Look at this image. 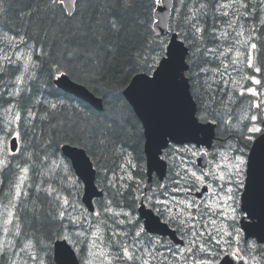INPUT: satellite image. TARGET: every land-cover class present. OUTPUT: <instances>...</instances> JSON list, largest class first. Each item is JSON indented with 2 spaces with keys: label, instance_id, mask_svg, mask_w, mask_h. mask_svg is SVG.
<instances>
[{
  "label": "trees",
  "instance_id": "obj_1",
  "mask_svg": "<svg viewBox=\"0 0 264 264\" xmlns=\"http://www.w3.org/2000/svg\"><path fill=\"white\" fill-rule=\"evenodd\" d=\"M230 1L173 0L168 25L191 45L186 74L197 116L217 123L218 139L212 146H241L246 154L256 136L250 127L259 124L261 116L264 118V9L257 3L240 11L236 21L252 35L255 48L252 66L246 63L245 55L236 64L223 54L230 53L225 49L232 47L225 30L236 32L227 17L233 16L222 7ZM60 4L58 0H0V137L8 133L4 130L5 118L9 106H13L9 113L14 112L16 119L9 116L10 123H18L21 139V150L9 155L0 167V190L8 191L17 169L26 168L27 194L18 203L13 222L19 224L17 240L27 241L33 252L43 254L44 264H53L50 250L55 238L69 234V228L76 225L65 208L62 216L57 215V202L46 192L51 184L58 193H67L66 179L57 165L61 143L83 148L94 164L96 184L104 191L103 197L112 193L114 198L116 190L118 195L122 188L119 202L125 200L122 208L132 210L137 182L144 178L143 135L122 91L132 75L150 73L155 68L167 43V38L155 35L152 28L157 0H75L71 15ZM24 47L31 51L26 70L16 56ZM223 64L228 70L242 69L238 81L221 75ZM62 72L101 98L103 109L96 110L56 87L53 78ZM251 87L257 94L249 92ZM125 167L134 168L133 177L126 179L127 175L121 173L122 184H117L113 193L108 177L119 175ZM174 171L171 165L170 187L177 179ZM194 183L184 180L191 190L197 187ZM78 188L72 190L76 208L80 205ZM0 200H4L1 195ZM97 201L103 213L106 204ZM83 211L80 206L78 213ZM2 224L0 217V228ZM80 226L86 233L74 234L73 241L83 255L82 240L88 236L89 225ZM1 247L0 264L12 263V253Z\"/></svg>",
  "mask_w": 264,
  "mask_h": 264
},
{
  "label": "rangeland",
  "instance_id": "obj_2",
  "mask_svg": "<svg viewBox=\"0 0 264 264\" xmlns=\"http://www.w3.org/2000/svg\"><path fill=\"white\" fill-rule=\"evenodd\" d=\"M257 3H261L262 8L264 9V0H232L230 2L222 4V7L225 8V12L228 11L233 17L229 14L227 15L229 23L232 24L235 33L231 34L229 31L225 30L226 37L230 41V45L232 47L226 48L223 54H226L228 57L233 59L236 64H238V59L242 58L243 55L246 56V63L250 66L253 65L254 56V48L255 43L252 41V35L246 34L247 29L242 26V23H237L236 20L239 18V13L249 4V6H254ZM178 10V9H177ZM224 12V13H225ZM13 44L16 43V40H12ZM249 44V45H248ZM195 49H197L196 46ZM198 50V49H197ZM31 51L29 48L24 47L18 50L16 56L21 59L23 62V69L26 70L30 67V55ZM193 55V54H192ZM192 60V59H191ZM223 70L224 74L222 76L227 75L232 82L238 81L242 69L240 72H237L236 69L228 70L227 66L223 64L220 68ZM218 75L217 72H213ZM219 76V75H218ZM255 80V79H254ZM21 79H19V83H21ZM249 92L257 94V91L251 87ZM9 111L13 106H9ZM8 111V115L5 118V129L8 132L9 129L12 128L10 123L9 116L15 118L14 112ZM16 119V118H15ZM261 119H264L262 116L259 119V124H253L250 129L257 133L261 130ZM14 134L12 132L9 136ZM8 137L4 133L0 137V162L4 158V153L8 149ZM175 152L178 154L177 159L178 163L181 164L180 178L185 180H193L197 184L196 190H200L203 185H207L208 191L202 195L201 198H195L188 194V190L183 184L184 182H180L175 184L174 187H170V182L166 181L165 183L159 185L154 190V202L156 203L155 207L158 209L159 214L164 217L166 220L175 221L182 223L181 228L187 227V225L191 227H198L199 230H195L199 237L203 234L205 229L209 231L213 230V232H228L232 229H235L238 226V218L242 215L240 210V195L243 187V182L245 179V170L246 168V154L242 153L243 148L240 146H235L231 148L227 144L224 146H213L207 151L208 155V168L206 170H201L195 165V160L203 148H196L193 145H184L182 148L175 147ZM7 153V154H8ZM5 158L7 155L5 154ZM169 158V157H168ZM170 159V158H169ZM59 167L62 168L63 172L66 173V167L61 165V160H59ZM133 167H126L124 172H121L127 175L126 179L133 177ZM109 175L108 184L113 185V188L117 189V184L121 185L123 181V175ZM26 177V168L22 170L21 176L17 178V183L14 187V197L11 200L12 196L10 195L11 203L7 205L0 204V217H3V224L0 234V244L1 249L7 251L9 249L10 253H12V263L10 264H44L45 257L43 254H36L33 252L30 243L26 241L22 242L17 240V235L19 231L18 223L13 222L14 220V210L15 203L17 201V196L21 192L24 184V178ZM117 177V178H116ZM114 179L112 183L111 180ZM116 179V180H115ZM125 179V178H124ZM67 190L66 194L62 196L54 190L53 185L48 186V190H46L49 194L54 196V199L61 197L62 204L66 211H68V218L72 217L73 223L75 222V231H71L69 228V235L74 239L73 235L81 232V234H85L80 230L81 223H85L89 225V233H87L86 237L82 240L83 242V260L84 264H129L131 260V256L128 253V258L125 260L124 255L122 256V244H120L119 251H112L109 247V244L106 243L104 239V230L101 224L99 223L98 218H100L101 214L98 212V215L94 218L89 217L83 211L79 212V208L75 207L76 201L75 194L72 197V190L77 188L76 182L72 177L67 176ZM194 183V184H195ZM169 185L167 188L168 193H166L162 198H158V193ZM7 196V194H4ZM106 205H109V201L105 202ZM63 208V209H64ZM109 211L114 215L115 221H119L124 223L126 220L130 222H134L136 220V214L134 210L124 209L122 207H114L109 205ZM107 225H111L109 222ZM118 232L120 230L118 229ZM137 233V231H136ZM116 241V237L113 238ZM195 241V240H194ZM196 242V241H195ZM19 244V245H17ZM224 249H226L229 245V253H233L232 246L227 243H223ZM191 246V245H190ZM193 247V246H192ZM256 248L255 258L260 256L261 250ZM152 254V249L147 248ZM125 260V261H124ZM259 264V261L257 260ZM146 264H149L146 262Z\"/></svg>",
  "mask_w": 264,
  "mask_h": 264
},
{
  "label": "water",
  "instance_id": "obj_3",
  "mask_svg": "<svg viewBox=\"0 0 264 264\" xmlns=\"http://www.w3.org/2000/svg\"><path fill=\"white\" fill-rule=\"evenodd\" d=\"M68 14L73 11L74 0H61ZM159 4L153 12L154 32L159 36L169 34L167 24L170 17L172 0H159ZM165 55L158 61V65L152 74L138 73L132 75L129 83L123 89L126 101L131 105L133 113L144 126V152L146 154L148 178L145 190L151 188L153 178L151 174L155 170L158 179L165 175L166 164L160 161L158 154L164 147L167 137L177 142H192L197 147L210 148L215 139V123L210 121L200 122L195 116L196 104L191 98L188 79L184 71L188 68L185 57L187 47L180 41L175 32L169 36L165 48ZM57 87L88 102L94 108L101 110V99L96 98L86 88L69 79L67 75L60 74L54 78ZM16 139L12 138L11 150H15ZM246 156V176L243 190L240 195V209L245 213L240 218V227L246 238H255L256 243L264 244V122L262 130L250 144ZM71 160V165L84 185L82 200L84 205L93 211L92 198L100 196L101 191L96 188L94 179L95 171L89 164V159L83 149L63 145L60 151ZM204 151L195 158L196 164L206 169L208 160ZM207 191L203 186L200 191L193 193L200 198ZM144 220L147 231L167 235L175 242H181L175 231L166 224L159 223L158 218L143 205L138 210ZM246 218V219H245ZM54 264H79L74 252L65 240L55 241L53 246ZM219 264H234L229 255H224Z\"/></svg>",
  "mask_w": 264,
  "mask_h": 264
},
{
  "label": "flooded vegetation",
  "instance_id": "obj_4",
  "mask_svg": "<svg viewBox=\"0 0 264 264\" xmlns=\"http://www.w3.org/2000/svg\"><path fill=\"white\" fill-rule=\"evenodd\" d=\"M155 189L156 186H153L152 190L147 194V198H145L147 207L152 208V204L155 205L152 198ZM187 189L190 190L191 186L187 187ZM166 193H168V190L165 191L163 196ZM163 220L172 229L176 230V234L181 239L182 244H175L167 236L162 237L145 233L144 236L148 238V246L152 249V254L149 251L143 253L137 259V264H146V262L149 264H219L221 256L229 253L226 251L229 250V245L224 249L223 243L230 244L233 247V253L229 254L233 257L235 264H258L255 258L256 248L254 241L244 237L239 224L235 229L224 232V235L220 232L202 228L205 231L201 232L203 234L199 237V234L195 231L199 230L198 227L187 225V227L181 228L182 223L169 221L164 217ZM141 222L142 220L138 218L134 222L126 220L122 227L123 235L128 236L136 247L140 246L138 241L143 236ZM135 233L136 235H134ZM138 233H140V236L137 235ZM259 264L261 263L259 262Z\"/></svg>",
  "mask_w": 264,
  "mask_h": 264
},
{
  "label": "bare ground",
  "instance_id": "obj_5",
  "mask_svg": "<svg viewBox=\"0 0 264 264\" xmlns=\"http://www.w3.org/2000/svg\"><path fill=\"white\" fill-rule=\"evenodd\" d=\"M177 19V18H176ZM176 25H177V23H176ZM17 212V211H16ZM20 222V221H19ZM19 225V224H18ZM20 242V241H19ZM26 243V242H25ZM17 245H19V244H17ZM34 247V246H33Z\"/></svg>",
  "mask_w": 264,
  "mask_h": 264
}]
</instances>
